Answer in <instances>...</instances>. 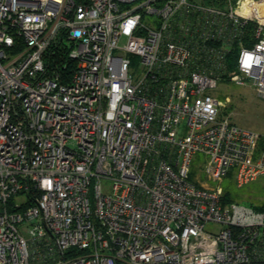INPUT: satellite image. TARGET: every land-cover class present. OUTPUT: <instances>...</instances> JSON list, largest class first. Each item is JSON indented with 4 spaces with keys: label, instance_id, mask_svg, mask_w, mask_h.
I'll return each instance as SVG.
<instances>
[{
    "label": "built area",
    "instance_id": "1",
    "mask_svg": "<svg viewBox=\"0 0 264 264\" xmlns=\"http://www.w3.org/2000/svg\"><path fill=\"white\" fill-rule=\"evenodd\" d=\"M225 79L264 99V0H0V264H264V211L189 181L264 179Z\"/></svg>",
    "mask_w": 264,
    "mask_h": 264
},
{
    "label": "rangeland",
    "instance_id": "2",
    "mask_svg": "<svg viewBox=\"0 0 264 264\" xmlns=\"http://www.w3.org/2000/svg\"><path fill=\"white\" fill-rule=\"evenodd\" d=\"M219 102V117L229 119L236 126L250 129L264 139V99L258 97L248 85L238 86L228 79L218 83L211 91ZM261 147V140L259 141ZM205 159L202 155L194 157L189 174V181L196 184L207 183L217 189L223 199L246 207H264V179L258 178L240 184L235 175L222 180L207 179L202 171Z\"/></svg>",
    "mask_w": 264,
    "mask_h": 264
},
{
    "label": "trees",
    "instance_id": "3",
    "mask_svg": "<svg viewBox=\"0 0 264 264\" xmlns=\"http://www.w3.org/2000/svg\"><path fill=\"white\" fill-rule=\"evenodd\" d=\"M50 61L51 59H54V61L51 62V64L49 65L50 68H55V69H60L62 68V64L66 63L68 65L69 68L73 67V62L66 60L65 56H58L56 55L55 57H50L48 58ZM229 67L233 68L234 66V57H229ZM226 203H230V200H227L226 198L223 199ZM253 208V207H252ZM255 210L258 211H264V207H254Z\"/></svg>",
    "mask_w": 264,
    "mask_h": 264
}]
</instances>
